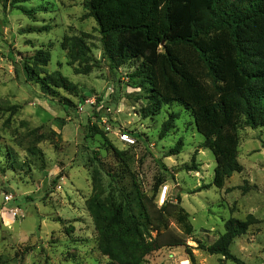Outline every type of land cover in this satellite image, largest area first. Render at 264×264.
Masks as SVG:
<instances>
[{
	"label": "rangeland",
	"instance_id": "obj_1",
	"mask_svg": "<svg viewBox=\"0 0 264 264\" xmlns=\"http://www.w3.org/2000/svg\"><path fill=\"white\" fill-rule=\"evenodd\" d=\"M86 1L0 0V264H109L97 204L122 213V223L134 216L146 225L167 207L160 242L185 245L143 264H234L199 246L213 244L228 219L252 216L231 252L264 264V128L241 124L243 171L216 188L217 162L193 114L163 104L133 77L135 63L111 69ZM56 72L78 92L43 89L36 75ZM123 133L136 143L122 142ZM180 209L190 235L177 222ZM151 228L140 227L148 244L157 237Z\"/></svg>",
	"mask_w": 264,
	"mask_h": 264
},
{
	"label": "trees",
	"instance_id": "obj_2",
	"mask_svg": "<svg viewBox=\"0 0 264 264\" xmlns=\"http://www.w3.org/2000/svg\"><path fill=\"white\" fill-rule=\"evenodd\" d=\"M10 1L18 2L4 0L6 5ZM86 2L88 17L99 26L111 69L135 63L133 77L148 82L163 104L177 102L193 114L197 130L217 162L213 185L223 188L243 171L238 160L241 124L254 130L264 128V0ZM26 72L34 77L29 68ZM36 78L47 91L78 92L60 72ZM170 123L165 124L164 135ZM96 207L102 248L112 260L109 264H143L146 256L165 246L185 245L181 239L160 242L169 229L166 206L156 211L158 218L147 217V225L134 216L122 223L121 212L118 217L113 215L114 208ZM102 213L106 223L99 217ZM188 218L183 209L178 211L177 222L190 235L193 228ZM252 221V216L246 221L228 219L225 232L213 244L199 248L234 264H246L231 252V246L247 233ZM148 225L157 233L149 244L140 230L149 233Z\"/></svg>",
	"mask_w": 264,
	"mask_h": 264
},
{
	"label": "built area",
	"instance_id": "obj_3",
	"mask_svg": "<svg viewBox=\"0 0 264 264\" xmlns=\"http://www.w3.org/2000/svg\"><path fill=\"white\" fill-rule=\"evenodd\" d=\"M121 141L128 144V145H134L136 143V140L131 136L129 133H123L121 136ZM168 187H165L162 192L160 205H163L165 203L166 197H167Z\"/></svg>",
	"mask_w": 264,
	"mask_h": 264
},
{
	"label": "bare ground",
	"instance_id": "obj_4",
	"mask_svg": "<svg viewBox=\"0 0 264 264\" xmlns=\"http://www.w3.org/2000/svg\"><path fill=\"white\" fill-rule=\"evenodd\" d=\"M185 264H187V263H185Z\"/></svg>",
	"mask_w": 264,
	"mask_h": 264
}]
</instances>
